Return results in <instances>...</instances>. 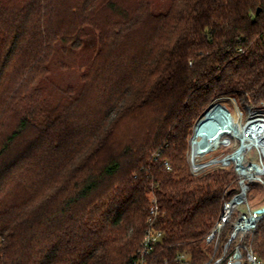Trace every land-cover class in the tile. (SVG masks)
Returning <instances> with one entry per match:
<instances>
[{
	"label": "trees",
	"instance_id": "obj_1",
	"mask_svg": "<svg viewBox=\"0 0 264 264\" xmlns=\"http://www.w3.org/2000/svg\"><path fill=\"white\" fill-rule=\"evenodd\" d=\"M226 97L264 101V0H0V264H135L152 206L156 262L207 263L237 174L188 153ZM246 244L264 261V219Z\"/></svg>",
	"mask_w": 264,
	"mask_h": 264
},
{
	"label": "built area",
	"instance_id": "obj_2",
	"mask_svg": "<svg viewBox=\"0 0 264 264\" xmlns=\"http://www.w3.org/2000/svg\"><path fill=\"white\" fill-rule=\"evenodd\" d=\"M224 116L227 115L218 112L217 116L211 119V122L216 123L219 118ZM229 117L231 124L233 122L232 115L230 114ZM252 121L257 122L246 134L229 130V132L217 135L214 144L216 142L218 144L213 149L195 147L193 144L194 135L192 137L190 165L193 174L199 175L204 169L214 166L219 168L231 167L237 174L234 190L229 193L224 201L220 217L205 237V244L213 245V252L205 264H231L236 260H240L241 264H264V261L246 244L247 237L255 232L264 219V201L258 206H253L250 195L253 184H260L264 189V115L258 114L250 118L245 124H240L237 120L241 127H246ZM197 123L194 127V134ZM213 125L211 124L203 132H200L197 141L208 138V134L213 130L211 128ZM219 146L230 149L220 158L200 161L202 157L211 154ZM165 166L168 170L171 169L169 162H165ZM155 211L156 206H152L151 214L147 220L148 227L144 233L135 264H170L169 260H165L163 263L156 262V250L163 234L156 230L153 225ZM228 226L231 228L230 232L226 237H223ZM173 262L175 264H192V258L188 253H178L174 256Z\"/></svg>",
	"mask_w": 264,
	"mask_h": 264
},
{
	"label": "rangeland",
	"instance_id": "obj_3",
	"mask_svg": "<svg viewBox=\"0 0 264 264\" xmlns=\"http://www.w3.org/2000/svg\"><path fill=\"white\" fill-rule=\"evenodd\" d=\"M139 46V45H137ZM131 48H135L136 44L132 43L130 45ZM62 58H64L65 60L69 61V63L72 64V67H75L78 65V61L75 59V57L69 56V55H62L61 53L58 54V57H56L57 61H61ZM77 72L73 69H69L67 68L66 70H61L60 67L56 66V68L54 69L50 82H49V87H48V91L51 93L50 97L52 98V100L56 101L59 97H60V88H67L70 85H73L77 82ZM213 105H217L220 106L221 109L226 112L228 115H232V118H234L237 122L240 124H245L250 118H253L255 116H257L258 114H263L264 115V101L257 103V104H253V103H246L243 101H239L236 98H232V97H226V98H222L218 101H216L214 104H212L206 111L205 114L210 110V108ZM203 114V116L205 115ZM203 116L201 118H203ZM200 118V119H201ZM199 119V120H200ZM198 120V121H199ZM237 122V125H238ZM238 128L242 127L240 125H238ZM194 135V129H193V134L192 137ZM192 141V138H191ZM190 141V151L188 153V161L189 164L191 163V159H190V152H191V146L192 143ZM228 141V140H227ZM229 147H225V146H219L217 149H215L211 154H207V156L202 157L200 159V161H208L212 158H220L223 156V154H225V152L229 151ZM219 167H212V168H207L204 169L199 175H195V176H200L202 174L208 173L210 171L216 170ZM190 169H191V165H190ZM192 172V170H191ZM193 174V172H192ZM236 184V180L234 181ZM233 182V183H234ZM254 185V184H253ZM260 193H258L257 195H259ZM259 197V196H258ZM246 259V257H245Z\"/></svg>",
	"mask_w": 264,
	"mask_h": 264
},
{
	"label": "bare ground",
	"instance_id": "obj_4",
	"mask_svg": "<svg viewBox=\"0 0 264 264\" xmlns=\"http://www.w3.org/2000/svg\"><path fill=\"white\" fill-rule=\"evenodd\" d=\"M218 112L221 113L223 112V110L221 109L220 106L213 105L206 114L204 113L205 115L203 116L201 121L197 123L194 138H193V144H195V147L198 146V148L213 149L218 144L217 142L216 144H214V141H216L217 139V135L224 133V132H229V130L230 131L236 130L237 132H239V134H244V133L246 134L249 130L253 128L254 123L257 122V121H252L246 127L244 126L241 129V128H238L237 122L234 118H232L233 122H231L230 124L229 121L231 119L229 115L223 112V114L227 116L219 118L218 122L216 123H212L211 119L214 116H217ZM219 116H221V114H219ZM211 124H214L213 127H211L213 128V130L210 134H208L209 135L208 138L206 137L205 139H200L199 141H197V139L200 136V132H203L204 129L207 128L208 126H211Z\"/></svg>",
	"mask_w": 264,
	"mask_h": 264
},
{
	"label": "water",
	"instance_id": "obj_5",
	"mask_svg": "<svg viewBox=\"0 0 264 264\" xmlns=\"http://www.w3.org/2000/svg\"><path fill=\"white\" fill-rule=\"evenodd\" d=\"M231 264H241V261L240 260H236V261L232 262Z\"/></svg>",
	"mask_w": 264,
	"mask_h": 264
}]
</instances>
